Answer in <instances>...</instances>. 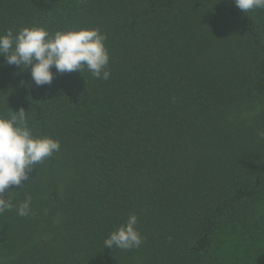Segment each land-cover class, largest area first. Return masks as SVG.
<instances>
[{
  "label": "trees",
  "instance_id": "obj_1",
  "mask_svg": "<svg viewBox=\"0 0 264 264\" xmlns=\"http://www.w3.org/2000/svg\"><path fill=\"white\" fill-rule=\"evenodd\" d=\"M26 26L98 28L111 74L36 85L0 55V114L60 142L3 194L32 201L0 213V264H264V9L0 0V34ZM133 213L140 247H105Z\"/></svg>",
  "mask_w": 264,
  "mask_h": 264
},
{
  "label": "clouds",
  "instance_id": "obj_2",
  "mask_svg": "<svg viewBox=\"0 0 264 264\" xmlns=\"http://www.w3.org/2000/svg\"><path fill=\"white\" fill-rule=\"evenodd\" d=\"M234 3L245 13L264 9V0H234ZM105 41L106 36L95 27H73L50 34L42 26H26L18 32L9 29L0 34V55L9 64L30 68L36 85L52 82L53 66L59 73L83 72L86 68L94 77L107 80L111 73ZM59 150V140L32 131L24 109L10 115L0 114V213L16 208L19 216L29 215L31 196L17 206L11 197L5 198L3 194L11 185H21L35 165ZM137 223V215H129L105 239L104 246L124 250L140 247L143 238Z\"/></svg>",
  "mask_w": 264,
  "mask_h": 264
}]
</instances>
